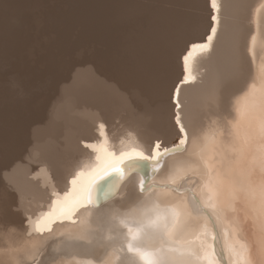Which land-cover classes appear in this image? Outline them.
<instances>
[{
	"label": "bare ground",
	"instance_id": "1",
	"mask_svg": "<svg viewBox=\"0 0 264 264\" xmlns=\"http://www.w3.org/2000/svg\"><path fill=\"white\" fill-rule=\"evenodd\" d=\"M217 3L219 43L211 42V53L192 50L188 66L195 81L180 92L181 114L207 137L205 155L213 165L231 138L208 101L218 81L227 83L236 46L251 64L257 86L264 84V0ZM210 5L211 0H0V251L37 245L36 261L97 264L119 248L121 230L107 213L127 210L137 191L136 173L113 199L121 183L116 176L104 191L102 207L90 210L91 242L75 239L79 223H56L52 233L43 235L32 225L48 210L53 193L68 190L75 172L95 163L88 145L106 143L120 152L147 149L158 137L171 140L175 100L151 86L156 52L181 30L198 41L206 37ZM180 48L173 52L171 80L181 72L175 59ZM159 181L157 176L148 184ZM183 199L172 196L170 201ZM233 215L239 219L238 238L250 240L251 220L245 221L243 210L229 219ZM201 221H187L181 238H190Z\"/></svg>",
	"mask_w": 264,
	"mask_h": 264
},
{
	"label": "snow or ice",
	"instance_id": "2",
	"mask_svg": "<svg viewBox=\"0 0 264 264\" xmlns=\"http://www.w3.org/2000/svg\"><path fill=\"white\" fill-rule=\"evenodd\" d=\"M220 13L221 5L211 0L206 37L198 41L181 30L168 36L157 49L150 80L155 90L167 92L169 99L175 100V135L171 140L158 137L147 149L120 152L109 150L106 143L88 145L95 163L88 170L75 172L68 190L53 193L48 210L32 225L37 234L52 233L56 223H79L81 233L75 239L91 242L90 210L102 207L96 202V193L115 175L121 183L112 193L114 199L123 181L136 173L137 191L127 210L107 213L121 230L123 242L97 264H264V84L258 87L252 79L251 64L238 46L231 56L227 83L218 81L208 101L223 122L224 134L231 138L215 165L205 155L207 137L195 125L190 127L181 114V88L195 81L188 66L192 50L200 47L215 51L211 42L219 43ZM177 48L180 54L175 59L181 64V72L171 80V60ZM99 127L103 129L104 125ZM100 135L104 140L106 134ZM145 169L150 175L141 174ZM157 176L160 181L149 185L148 181ZM172 196L184 199L170 201ZM239 210L244 211L245 221L251 220L248 241L238 238V217L229 219V214ZM85 213L87 218L81 219ZM193 217L202 218L198 230L190 238H181L180 233L186 231L187 221ZM37 247L5 248L0 251V264H46L35 260Z\"/></svg>",
	"mask_w": 264,
	"mask_h": 264
},
{
	"label": "water",
	"instance_id": "3",
	"mask_svg": "<svg viewBox=\"0 0 264 264\" xmlns=\"http://www.w3.org/2000/svg\"><path fill=\"white\" fill-rule=\"evenodd\" d=\"M143 175H144V172H143ZM115 177H116L115 175L111 177L110 181L107 184H105L100 191L96 193L97 204H100L101 200L103 199L104 191L106 190L107 186L114 180ZM117 182H120V181H117Z\"/></svg>",
	"mask_w": 264,
	"mask_h": 264
}]
</instances>
